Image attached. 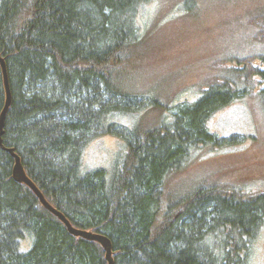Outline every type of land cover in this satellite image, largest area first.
Returning a JSON list of instances; mask_svg holds the SVG:
<instances>
[{
	"label": "trees",
	"instance_id": "obj_1",
	"mask_svg": "<svg viewBox=\"0 0 264 264\" xmlns=\"http://www.w3.org/2000/svg\"><path fill=\"white\" fill-rule=\"evenodd\" d=\"M151 1L0 0L11 92L2 143L74 227L109 238L113 264H249L264 192L202 181L178 193L170 182L194 150L238 138L210 131L214 112L239 100L264 108V6L245 19L249 49L217 58L199 95L174 104L128 82L148 46L138 20ZM4 98L0 69V111ZM104 134L119 139V154L85 168L87 146ZM12 166L0 148V264H107L102 246L68 232Z\"/></svg>",
	"mask_w": 264,
	"mask_h": 264
},
{
	"label": "rangeland",
	"instance_id": "obj_2",
	"mask_svg": "<svg viewBox=\"0 0 264 264\" xmlns=\"http://www.w3.org/2000/svg\"><path fill=\"white\" fill-rule=\"evenodd\" d=\"M184 1L153 0L141 8L143 49L148 46L142 57L132 59L130 69L137 67L136 73V68L132 74L126 71L132 76L128 81L132 88L174 104L199 95L201 83L216 69L214 61L249 49L245 19L264 6V0H190L195 9L189 12ZM124 120L130 124L133 118ZM208 127L219 137L237 134L238 138L194 150L187 167L171 180V190L182 193L199 182L213 181L244 192H264V108L250 100L235 101L214 112ZM121 147L116 137L98 136L85 150V168L108 167L111 162L112 166ZM249 264H264V226L253 243Z\"/></svg>",
	"mask_w": 264,
	"mask_h": 264
},
{
	"label": "water",
	"instance_id": "obj_3",
	"mask_svg": "<svg viewBox=\"0 0 264 264\" xmlns=\"http://www.w3.org/2000/svg\"><path fill=\"white\" fill-rule=\"evenodd\" d=\"M0 69H1L3 86H4V91H5L4 103L0 111V148L6 149L7 151H9L13 157V166H12V172H11L12 178L17 182H21L27 185L34 192V194L38 197L42 206L46 208L48 211H50L51 213H53L55 216H57L64 223L68 232H70L73 235L80 236L85 239L94 240L98 242L104 250L105 260L107 264H113L112 245H111V241L109 240V238L105 236L104 234H101L98 232L74 227L59 210L53 207L45 199L44 195L39 190V188L27 176L23 168V165L21 163L20 157L13 151V148L4 147L2 143V135L4 132L5 116L11 104V92L9 88V80H8L6 64H5L4 58L1 55H0Z\"/></svg>",
	"mask_w": 264,
	"mask_h": 264
}]
</instances>
